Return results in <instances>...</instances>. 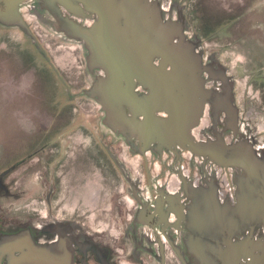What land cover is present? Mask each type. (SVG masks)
Returning a JSON list of instances; mask_svg holds the SVG:
<instances>
[{"label": "water", "instance_id": "water-1", "mask_svg": "<svg viewBox=\"0 0 264 264\" xmlns=\"http://www.w3.org/2000/svg\"><path fill=\"white\" fill-rule=\"evenodd\" d=\"M43 1L58 19L57 32L83 43L89 71L100 72L85 95L102 108L104 125L128 139L136 137L141 152L180 146L236 171L235 202L224 207L214 202L203 223L208 239L191 241L198 264H264V155L244 137L227 143L221 134L207 141L192 136L212 99L233 119L234 131L237 110L233 84L224 73L220 94L205 88L200 45L186 35L184 21L167 19L155 0ZM21 2L0 0V24L17 27L36 41ZM80 4L95 17L93 25L59 8L84 14ZM140 88L148 94H140ZM161 111L170 117H159ZM189 111L194 114L188 126L181 115ZM3 257L7 264H73L72 241L61 235L55 243L39 244L22 232L3 238L0 263Z\"/></svg>", "mask_w": 264, "mask_h": 264}, {"label": "flooded vegetation", "instance_id": "flooded-vegetation-1", "mask_svg": "<svg viewBox=\"0 0 264 264\" xmlns=\"http://www.w3.org/2000/svg\"><path fill=\"white\" fill-rule=\"evenodd\" d=\"M155 1L159 2L167 19L183 20L186 35L201 42L198 33H190L183 6L172 5L171 0ZM80 6L84 14L78 10L71 12L61 5L59 8L64 15L83 25H93L95 17ZM20 11L27 24L26 15L30 14L38 23L58 33V19L43 0H22ZM199 45L204 86L220 94L225 84L221 73L232 84L234 77L215 52L206 49L203 43ZM88 72L94 75V81L100 75L99 71L91 73L88 69ZM257 89L264 102V87ZM138 92L148 94L142 88ZM235 107V131L233 119L227 112L219 110L212 99L204 105L197 126L191 129L192 136L198 141H207L221 134L227 143L244 137L253 143L259 154L264 155V135L259 136L258 131L253 134L247 104ZM193 114L189 111L181 115L185 125L189 126ZM157 115L163 119L170 117L165 111ZM108 129L113 142L119 143L117 157L111 151L109 153L111 167L71 173L83 177L74 186L89 195L81 200L80 206L71 205L68 199L59 201L60 198H56L59 188L54 171H46L48 191L44 207L27 211L24 208H29L28 205H0V242L22 232L30 233L39 244L55 243L65 235L72 241L73 264H198V255L192 249L191 241L208 239L207 227L198 224L205 221L207 215L200 205L206 202L213 206L215 202V205L224 207L234 203L236 171L180 146L164 148L160 152L152 146L141 152V143L136 137L128 139ZM134 157L140 160L133 161ZM0 264H7L6 257Z\"/></svg>", "mask_w": 264, "mask_h": 264}, {"label": "rangeland", "instance_id": "rangeland-1", "mask_svg": "<svg viewBox=\"0 0 264 264\" xmlns=\"http://www.w3.org/2000/svg\"><path fill=\"white\" fill-rule=\"evenodd\" d=\"M171 1L185 8L190 33L226 64L235 105L247 104L253 134L263 137L264 0ZM26 17L36 41L0 25V205L44 207L46 171H54L56 198L80 206L89 195L74 186L83 177L71 173L111 167L119 143L83 94L94 81L83 45Z\"/></svg>", "mask_w": 264, "mask_h": 264}, {"label": "bare ground", "instance_id": "bare-ground-1", "mask_svg": "<svg viewBox=\"0 0 264 264\" xmlns=\"http://www.w3.org/2000/svg\"><path fill=\"white\" fill-rule=\"evenodd\" d=\"M182 123H183V121H182ZM207 204L208 203L205 202V203L201 204L200 206H203L204 207V209H205L204 212L208 215L212 211L213 206H208ZM205 222L206 221H199L198 224L205 223Z\"/></svg>", "mask_w": 264, "mask_h": 264}]
</instances>
